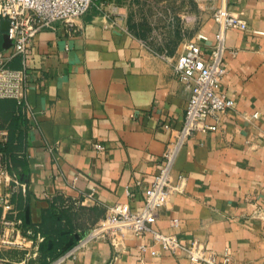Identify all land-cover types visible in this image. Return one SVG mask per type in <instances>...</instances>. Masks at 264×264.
I'll return each mask as SVG.
<instances>
[{"label":"crops","instance_id":"0c3cea01","mask_svg":"<svg viewBox=\"0 0 264 264\" xmlns=\"http://www.w3.org/2000/svg\"><path fill=\"white\" fill-rule=\"evenodd\" d=\"M122 0H104L118 19L109 25L102 8L40 30L29 50V113L17 121L14 99L0 98V129L11 184L9 209L0 217L20 220L0 227L1 264H46L84 235L107 205H143V191L161 164L170 136L163 124L179 125L187 94L172 64L183 44L203 33L204 52L214 41L211 15L168 6L164 30L141 32L118 18ZM216 7L220 0H213ZM173 3V1H172ZM248 28L225 31L220 89L234 101L215 130L196 131L173 164L186 180L181 193L158 209L156 227L182 243L196 239L231 264H264V0H225ZM125 15V14H124ZM15 56L10 65L20 66ZM206 124H214L208 116ZM95 143L102 145L98 150ZM5 185L0 181V193ZM129 191V194L126 193ZM176 217L174 226L171 219ZM29 234L24 247L4 238ZM147 243L155 255L140 252ZM59 264H192L150 239L127 234L95 238Z\"/></svg>","mask_w":264,"mask_h":264},{"label":"built area","instance_id":"2783aa9c","mask_svg":"<svg viewBox=\"0 0 264 264\" xmlns=\"http://www.w3.org/2000/svg\"><path fill=\"white\" fill-rule=\"evenodd\" d=\"M102 3V0H0V98L14 99L22 116L29 113L30 107L26 100L31 80L29 50L36 34L56 22H63L72 29L75 18L93 6L101 9ZM104 16L109 25L116 24L117 19L111 17L109 12L104 13ZM211 17L216 28L209 50L204 52L201 47L207 36L198 33L194 39H189L183 44L182 51L173 61V72L187 94L183 118L179 125H171L169 122L163 124L170 130V136L161 154V164L143 191L142 207L134 210L127 202L107 205L104 215L84 235L49 259L46 264H59L69 257L73 258L92 239L108 237L113 240L123 238L127 234L150 239L153 244L170 253H183L192 264H231V257L226 251L219 256L196 239L182 243L175 233L162 232L155 224L158 209L166 207L172 195L181 193L184 189L185 176L173 170L179 149L196 131L215 130L221 117L234 105L233 99L220 89L225 75L222 65L226 49L225 31L229 28L246 30L248 25L240 14L227 8L225 0H220ZM2 20L7 21L5 30L1 29ZM4 33L8 37L7 46L2 45ZM15 56L20 57L21 64L18 67L10 65ZM208 116L214 119V124L205 123ZM7 137V130L1 128L0 143L7 141ZM94 147L102 149L99 143H95ZM0 181L5 185V189L0 193V206L9 209L15 186L11 184L2 151ZM126 193L129 194V191ZM20 222L10 221L5 216L0 217V227L14 224L18 229ZM171 222L176 226L178 219L173 217ZM27 241H32L29 234L3 239L4 243L18 247H24ZM137 247L140 252L151 255L158 251L147 243H141Z\"/></svg>","mask_w":264,"mask_h":264},{"label":"rangeland","instance_id":"374dc122","mask_svg":"<svg viewBox=\"0 0 264 264\" xmlns=\"http://www.w3.org/2000/svg\"><path fill=\"white\" fill-rule=\"evenodd\" d=\"M168 1L177 10L186 11V15H191L196 10V7L193 5L194 3L196 6V0H122L121 3L125 4V12H120L117 16H119L118 18L121 17L122 20L125 18L124 23L133 28L140 27L141 32H148L150 25L151 29L153 27L157 28V31H161L165 28V23L169 18L168 14L172 13V11L168 10L170 9L168 7L170 5L167 4ZM102 2L101 7L103 9L104 0ZM214 8L213 0H205L202 11L205 16L212 15ZM106 11L112 13V10Z\"/></svg>","mask_w":264,"mask_h":264},{"label":"trees","instance_id":"16d2710c","mask_svg":"<svg viewBox=\"0 0 264 264\" xmlns=\"http://www.w3.org/2000/svg\"><path fill=\"white\" fill-rule=\"evenodd\" d=\"M16 118L18 123L21 125L23 123L22 115L19 114V111L15 112ZM8 144L7 143H0V151L5 152L7 151ZM62 250L58 251L57 253L61 252Z\"/></svg>","mask_w":264,"mask_h":264},{"label":"water","instance_id":"95a60500","mask_svg":"<svg viewBox=\"0 0 264 264\" xmlns=\"http://www.w3.org/2000/svg\"><path fill=\"white\" fill-rule=\"evenodd\" d=\"M6 28H7V21L6 20H2V22H1V29L2 30H5ZM2 38H3L2 45L3 46H7L8 45V37H7V35L5 33L2 34Z\"/></svg>","mask_w":264,"mask_h":264}]
</instances>
